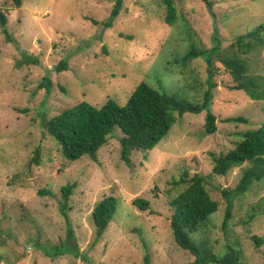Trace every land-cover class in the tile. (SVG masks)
<instances>
[{"label":"rangeland","instance_id":"obj_1","mask_svg":"<svg viewBox=\"0 0 264 264\" xmlns=\"http://www.w3.org/2000/svg\"><path fill=\"white\" fill-rule=\"evenodd\" d=\"M114 1L22 0L16 6L0 0L8 19L7 33L0 26V264H145V256L149 264L194 260L175 243L169 225L170 201L184 186L173 182L185 170L203 175L218 203L192 239L219 256L228 247L239 248L237 264H264V181L234 197L223 227L221 191L236 186L241 166L215 175L210 154L229 150L240 131L264 121V101L238 89L219 61L236 51L231 47L236 36L264 25V0H211L213 15L202 0H174L170 24L161 0H123L112 26L104 27ZM216 29L221 48L214 54ZM206 48L207 53L188 55ZM239 55L249 68L246 77L263 87L264 47ZM208 57L217 82L210 104L214 133L204 132L205 111L185 112L152 149L133 150L130 166L120 158L119 129L95 159L85 154L65 166L57 141L45 132L48 118L83 100L101 105L112 98L123 106L141 81L198 103L207 88ZM60 61L67 69H55ZM47 73L49 92L37 87ZM229 116L246 121L226 122ZM36 150L39 164L31 161ZM68 183H74L68 199L73 238L60 213L61 187ZM107 195L118 199L116 211L95 241L92 210ZM135 197L149 201V209H138ZM63 243L75 245L77 254L44 252Z\"/></svg>","mask_w":264,"mask_h":264},{"label":"trees","instance_id":"obj_2","mask_svg":"<svg viewBox=\"0 0 264 264\" xmlns=\"http://www.w3.org/2000/svg\"><path fill=\"white\" fill-rule=\"evenodd\" d=\"M22 0H13L16 6L21 5ZM206 8L213 15L212 1L202 0ZM165 6L164 21L170 24L176 17L174 0H161ZM123 0H115L110 10L109 18L102 22V26H112L113 20L119 15ZM7 16L0 8V26L7 33L5 26ZM95 24L100 22L91 19ZM211 50L217 54L221 48V41L217 29L214 30ZM231 47L236 51L226 56H220L219 61L233 78L238 89H243L249 98L264 101V86L246 77L248 66L246 60L239 54H249L264 47V25H258L251 31L235 37ZM208 50L192 49L188 55H200ZM221 55V54H220ZM211 58H207L209 78L207 88L203 92L200 102L194 103L186 98L161 92L144 81H141L132 91L125 105H119L114 99L107 98L101 105H93L87 101H80L73 106L65 108L44 122L45 132L54 138L59 150L68 163L87 154L90 158H96V152L108 137L119 129L122 135L119 137L120 158L130 166V155L133 150L147 151L152 149L170 130L177 118L185 112L199 113L205 111L204 132L214 133L217 130L216 116L210 110L214 90L217 82L214 79L215 67L212 68ZM55 69L57 71L67 69L66 62L60 61ZM213 78V79H211ZM242 80V81H240ZM244 80V81H243ZM52 81L47 74L38 82L39 88L51 90ZM264 109V106H263ZM226 122H245L242 116H229ZM240 139L234 142L229 150L212 156L211 173L226 175L237 166H241V174L238 183L233 189H222L226 200L223 227L231 217L232 201L234 197L246 192L254 182L264 181V121L257 127L247 128L238 133ZM39 164V150L34 152L31 159ZM246 164V165H245ZM175 185L183 184L182 190L170 201L172 214L169 225L175 243L182 249L188 250L195 256L194 260L181 264H237L241 258L239 248L228 247L224 255H217L208 249L204 242L197 244L191 237L201 224L217 210L218 203L212 199L206 189L205 178L198 172L189 174L183 171ZM74 188V183H68L61 187L63 200L60 199V213L65 216L67 222V237L73 238L71 220L68 217V199ZM51 194L48 190H42L40 194ZM118 199L113 195L103 196L94 206L91 218L94 225V240L96 241L106 230L116 211ZM132 203L140 210L149 209V201L142 197H135ZM255 244L258 237L252 236ZM69 246V247H67ZM77 254L74 245L61 244L53 249L44 250L47 255H61L63 252ZM145 264H149L148 256H145Z\"/></svg>","mask_w":264,"mask_h":264}]
</instances>
